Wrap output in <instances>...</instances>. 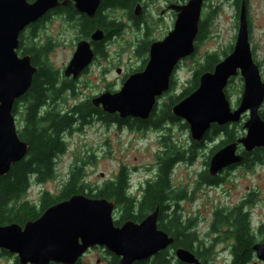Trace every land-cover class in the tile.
<instances>
[{
    "label": "water",
    "instance_id": "obj_1",
    "mask_svg": "<svg viewBox=\"0 0 264 264\" xmlns=\"http://www.w3.org/2000/svg\"><path fill=\"white\" fill-rule=\"evenodd\" d=\"M102 0H0V177L26 157L27 143L18 137L13 107L29 90L37 68L29 55L19 56L20 34L47 12L74 2L76 11L93 17ZM203 0H188L183 5H169L176 14L173 29L161 41L149 46L148 61L141 72L128 77L118 92L103 94L90 100L94 108L120 118L147 120L156 99L170 88L177 64L195 53ZM137 4L133 15L140 17ZM96 30L91 40L102 41ZM94 53L87 41H80L63 71L64 78L76 80L92 63ZM119 73V71H118ZM240 76L243 89L236 109L230 107L225 89L231 78ZM264 102V82L254 63L248 39L245 8L239 10V24L232 51L212 71L202 73L197 88L170 108L171 114L183 120L192 142L199 143L212 125L219 127L239 123L243 116L245 135L217 150L210 158L211 177L240 164L238 146L245 152L264 148V121L259 109ZM115 203L92 199L83 194L48 207L34 221L19 226H0V249L15 255L18 264H76L94 247L102 248L118 258L117 264H135L168 249L174 242L158 229V208L141 222L125 221L114 225ZM256 258L264 262V242L252 246ZM175 258L182 264H200L190 251L178 248Z\"/></svg>",
    "mask_w": 264,
    "mask_h": 264
},
{
    "label": "rangeland",
    "instance_id": "obj_2",
    "mask_svg": "<svg viewBox=\"0 0 264 264\" xmlns=\"http://www.w3.org/2000/svg\"><path fill=\"white\" fill-rule=\"evenodd\" d=\"M137 1L146 12L143 26L141 28L134 27L124 17V12L113 11L112 18L120 17V21L124 23L121 34L107 43L105 47L107 56L105 58L98 56L93 61V65L91 64L87 68L88 71L76 81L74 95L66 93L63 96V101L59 103L60 109L64 110L75 103L89 101L105 90L119 91L121 75L142 68L143 62L145 64L148 56L150 43L162 40L173 29L175 17L171 12L161 14L162 11L168 5H182L187 0ZM244 8L250 48L255 63L259 64L260 75L264 82V0H246ZM239 10L235 0L203 1L200 17V24L204 26L203 36L199 41H195L194 55L182 60L172 74V81L175 84L172 89L157 99L155 113L159 114L163 108L170 104L171 99L193 87V75L201 71L205 65L206 56H216L218 60H222L224 55L231 51L238 30ZM39 35L42 39L54 41L55 46L47 54L46 60L54 70L58 71L60 79H64L62 71L75 51L76 36L80 37L75 25L62 27L53 20L44 24L43 28L39 30ZM41 37L35 42L38 45L42 44ZM27 45L26 40V47ZM118 69L121 70L120 74L116 73ZM242 89L243 82L238 77L232 79L228 84L226 95L232 109L237 108ZM260 112L264 117V102ZM247 118L248 116H243L241 122L229 127L230 131H234L236 138L245 135L243 123ZM20 124L21 119L17 116V128ZM184 124L185 122L179 119L178 122L167 126V130L144 131L145 134L138 131L109 129L98 123L97 119H92L88 125L76 126L70 135H66L67 152L58 158L54 178L46 181L39 190L48 191L53 197H56L73 170H78L81 175L80 183L84 185L86 193L91 191L92 194H95L94 190L108 179L115 178L121 168L125 170L126 175H130L131 182L138 185L144 179L147 170L153 173L157 172L158 161L160 157L166 156L164 151L168 147L173 146L185 154L187 153L184 155L185 159L190 157L188 151L192 146V141L188 128L183 127ZM222 140L224 138L218 135L213 140L204 142L203 147L196 150L194 160L191 163L188 160L178 162L170 177L171 190L182 192L184 196L179 205L182 213L187 218L196 221L195 229L206 246L210 245V240L214 237L209 232L214 212L217 210L231 211L238 206L237 204L240 203L248 190L257 191L256 186L261 189L262 193L258 192L253 201L254 211L251 215V225H260L264 221V181H254L255 173L252 170L240 168L224 175L221 178V183L216 186L200 183L199 174L207 171L206 163L209 162L211 151ZM255 170L261 174L264 171V166L256 167ZM36 191H38L37 188L33 189L31 194H36ZM250 207L247 206V209ZM117 216L118 211H115L114 218L117 219ZM220 229L221 232L225 230L224 228ZM255 242H264V234H257ZM225 243L214 244L213 252L209 258L212 264L226 263L225 254L222 256L219 254ZM168 256L170 257L169 264H177L173 250L168 251ZM106 261L110 262L111 256L105 250L92 248L80 259L79 264H106ZM0 264H16L15 258L0 252ZM251 264L264 263L254 258Z\"/></svg>",
    "mask_w": 264,
    "mask_h": 264
},
{
    "label": "trees",
    "instance_id": "obj_3",
    "mask_svg": "<svg viewBox=\"0 0 264 264\" xmlns=\"http://www.w3.org/2000/svg\"><path fill=\"white\" fill-rule=\"evenodd\" d=\"M30 2L34 0H28ZM137 0H103V7L128 8ZM246 0H235L237 9ZM93 21L85 19L82 28L89 33L93 27L106 29V38L109 39L111 34H118L120 24L108 21L107 23L100 15V10ZM94 27V28H95ZM204 26L200 24L197 39L199 41L203 36ZM22 47L24 54L31 57V64L37 68L34 74L31 86L27 93L16 101L13 107V115L20 117L21 124L18 128V137L21 141L27 143L28 152L26 157L13 165L4 177H0V225L17 224L22 226L28 221H34L51 205L69 199L72 195L84 194V185L80 183L81 175L78 170L71 171L68 179L65 181L59 194L53 197L45 192L41 195L38 205H33L25 200L26 192L29 188V179L33 177L37 184H43L54 178V170L58 158L67 152L66 135H70L76 126H85L90 124L92 119H97L104 123L119 121V126L123 121L117 118V115L111 116L103 113L100 109L94 108L88 100L71 105L67 109H60L59 103L63 101V96L75 93V88L69 81L60 79L57 70H54L47 62L48 48L38 46L34 53L26 48V36L21 35ZM32 40V37L31 39ZM232 49V48H231ZM205 65L201 71L193 75V87L186 89L180 96L170 100V104L163 108L159 114L153 110L151 116L154 118L152 123L155 129L161 128L164 121L178 122L170 112V108L180 100L188 96L198 86V77L203 72L212 71L214 66L219 62L216 56H206ZM175 84L171 81L170 89ZM262 120L263 115L260 113ZM150 121H138L129 125L133 128L135 125L140 129H147ZM183 127L187 129V125ZM230 126L212 125L210 130L204 135L203 140L199 143L192 142L188 151L190 156L185 159V152L176 147L165 149V157H160L158 161V179L146 191V195L141 200L127 196V177L121 173L119 178L107 182L104 188H96L95 194H85L93 199H106L115 203L118 211L117 219L114 221L115 226H120L125 221L135 223L141 222L148 214L158 208V229L173 237V244L167 249L158 253L153 264H169V250L182 248L192 252L201 259L202 264H212L209 260L213 252L214 244L226 242L229 238L234 246V261L232 264H246L251 256V247L255 242L257 234H264V227L257 232H252L248 225V215L243 212V207L238 206L231 211L217 210L213 214V223L210 227V234L214 238L210 240V245L206 246L200 239L195 226L196 221L187 218L182 213L180 201L184 199L182 192H176L170 188V177L174 166L181 161L188 160L191 163L194 160L197 149L203 147L204 142L213 140L220 135L224 138L211 155L219 148L228 143L235 142L238 138L234 131L229 130ZM224 134V135H223ZM223 135V136H222ZM167 147V146H166ZM199 181L203 185H217L220 180L211 179L207 172L199 174ZM91 192V191H90ZM227 227V228H225ZM219 228H224L219 232ZM219 233V234H218ZM8 254L7 252H4ZM111 256L110 264H117V258ZM17 263V259H15ZM140 263V262H139ZM76 264H79L77 262ZM138 264V263H136ZM177 264H181L177 262Z\"/></svg>",
    "mask_w": 264,
    "mask_h": 264
},
{
    "label": "flooded vegetation",
    "instance_id": "obj_4",
    "mask_svg": "<svg viewBox=\"0 0 264 264\" xmlns=\"http://www.w3.org/2000/svg\"><path fill=\"white\" fill-rule=\"evenodd\" d=\"M59 2H62L63 0H58ZM103 0L100 2L99 6L97 7V10L94 14V16L91 18L89 17L86 13H80L78 11H76L75 9V6H74V2H71L69 3L67 6H60V7H57L55 9H52L50 10L49 12H47L45 14L44 17H42L40 20H38L36 23L28 26L19 36V48L17 50L18 54L20 56H23L22 54H24V50H23V47H22V40H21V35L25 34L26 38H27V42H28V45H27V50H30L32 53H34V49H36L38 46H42V47H46L49 49V51L47 52V54L54 48L55 44H54V41H52L51 39H42V37L39 35V30L41 28H43L44 24H47L49 22H52L53 20L57 21L59 23V25H61L62 27H65L66 25H75V28H76V31L78 34H80V37H77V43L80 42V41H87L89 44H90V48L91 50L93 51L94 53V60H96V58L99 56L101 58H105L107 56V49L105 48L107 43L113 38L119 36L123 30V26H124V23L120 21V17H117V18H112L113 14L112 12L113 11H122L124 12V17L128 19V21L134 26V27H137V28H141L143 26V24L145 23V16H146V12L143 10V7H142V15L141 17L137 18L133 15V11H134V8L137 4H140L138 1L135 3L134 6H128V8H119V7H115V8H112L110 6L108 7H103V9L101 8V4H102ZM141 5V4H140ZM169 6V5H168ZM167 6V7H168ZM166 7L165 10L162 11L161 14H164V13H169L171 12L173 14V16L175 17V14L174 12L168 10ZM100 10V15L101 17L104 19V21L107 23L108 21H111V22H114L116 24H120V29L118 30V34L116 33H113L111 34L110 38L107 39L106 38V29H101L99 27H93V29L89 32V33H86V29L84 30L82 28V23L85 19L89 20V21H93L95 19V17L97 16V12ZM167 11V12H165ZM144 13V15H143ZM96 30H100L102 31L103 35H104V38L102 41H92L91 40V35L96 31ZM32 37V40H30ZM41 37V45H38L37 44V47L33 45V43H35L36 41H38ZM76 43V44H77ZM148 54V53H147ZM25 55H28V54H25ZM93 60V61H94ZM146 62H147V59L145 60V64L143 62V67L138 69V70H131V72H127V73H124L123 75H121V83H120V88L122 87V85L124 84V82L128 79V77L134 73H137V72H141L145 65H146ZM255 62V60H254ZM93 63V62H92ZM93 65V64H92ZM256 65L258 66L259 64H257L256 62ZM259 68V66H258ZM86 71H88L87 69L84 70L82 72V74L76 79V80H72L71 78L69 79H65L67 81H69V83L72 84V86L75 88L76 86V81L86 73ZM119 71V73H118ZM116 73L117 74H120L121 73V70L118 69L116 70ZM105 92H110L108 90H105ZM156 109V108H155ZM154 109V110H155ZM157 113V112H156ZM155 113V114H156ZM152 114V113H151ZM114 115H117V118L120 119V121H123L122 125L119 126V121H114V122H111V123H104L102 122L101 120L98 121V123L102 124V125H105L107 126L109 129L110 128H115V130L117 131H131V132H143V134H145L144 131L148 132V131H151V130H158V129H164V130H167L166 127L169 126L170 124H173V122L171 121H167L165 120L162 127L161 128H158V129H155V126L152 124L154 122V119L156 117H152L151 115L149 116V118L147 120H141V119H138V118H131V117H126V118H120L118 116V114H113L111 116H114ZM151 119V124H147L145 126H147V129H142V128H138L136 125L133 127V128H130L129 125L132 124V123H136L138 121H150ZM137 124V123H136ZM238 154H240V156L242 157V162L240 165H236V166H231L227 169H224L222 170L218 175L214 176V177H209L211 179H216V180H220V183H221V178L224 176V175H227L229 173H232V172H235L237 170H239L240 168H246V169H249V170H252L254 173H255V178H254V181H264V171L260 174V172H257L255 170L256 167L258 168H261L262 166H264V148H258V149H254L252 150L251 152L249 153H246L244 152L241 148H238ZM208 163V162H207ZM206 163V165H207ZM157 168V167H156ZM208 168V167H207ZM125 170L123 168L120 169L119 173L115 176V178L113 179H108V181H105L102 185H100V187L98 188H104L105 185L107 184V182L111 181V180H114L116 178H119L121 173H124ZM207 172V171H205ZM208 174V172H207ZM130 176V175H129ZM158 179V168H157V172L156 173H153V172H150L147 170V174L144 176V179H142V181L138 184V190L135 191V188L137 185L133 184L131 182V180L129 179V183L131 184V187L128 188L129 189V193L132 194V196L134 198H136L137 200H141L143 199V197L146 195V191L147 189L155 182L157 181ZM256 189L257 191H253V189L251 190H248L246 195L242 198V200L240 201L239 204H237L238 206H242L243 209H246L247 206L253 204V201L255 200V198L257 197V194L259 192V194L262 193L261 189L258 188L256 186ZM85 191V190H84ZM95 192V190H94ZM85 194H88L86 192H84L83 195ZM89 194H92V192H89ZM94 195V193L92 194ZM86 196V195H85ZM237 206V207H238ZM236 208V207H235ZM225 212V211H224ZM213 223V222H212ZM261 227H264V224L260 226ZM227 228V227H225ZM219 232H220V228H219ZM219 234V233H218ZM233 241L229 238L226 239V243L225 245H223V248H222V251L223 252H227V256H226V262L228 264H232L234 259H235V255H234V246H233ZM222 244V243H221ZM251 250H252V247H251ZM0 252H4L2 250H0ZM197 256V255H196ZM155 256L153 258H151L150 260H147V261H143V262H140L138 264H151L152 261L154 260ZM199 258V257H198ZM254 258H255V254L252 252L251 253V256L250 258L248 259L247 263L246 264H251L253 261H254ZM101 260V259H100ZM111 262V261H110ZM109 261H106V264H110ZM117 263H118V260H117ZM200 263L202 264V261L200 259Z\"/></svg>",
    "mask_w": 264,
    "mask_h": 264
}]
</instances>
